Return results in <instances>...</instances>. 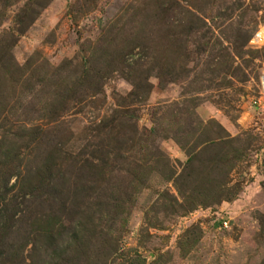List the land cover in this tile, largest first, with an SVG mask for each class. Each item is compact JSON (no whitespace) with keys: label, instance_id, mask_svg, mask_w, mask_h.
Here are the masks:
<instances>
[{"label":"rangeland","instance_id":"374dc122","mask_svg":"<svg viewBox=\"0 0 264 264\" xmlns=\"http://www.w3.org/2000/svg\"><path fill=\"white\" fill-rule=\"evenodd\" d=\"M263 69L264 0H0V264H264Z\"/></svg>","mask_w":264,"mask_h":264},{"label":"built area","instance_id":"2783aa9c","mask_svg":"<svg viewBox=\"0 0 264 264\" xmlns=\"http://www.w3.org/2000/svg\"><path fill=\"white\" fill-rule=\"evenodd\" d=\"M250 42L255 45H259L263 42V38L259 36V34H257L256 36L253 35ZM258 88H259V91H258L259 98L256 101H254L255 104H259L261 102V98L264 97V69L262 70L259 76Z\"/></svg>","mask_w":264,"mask_h":264},{"label":"trees","instance_id":"16d2710c","mask_svg":"<svg viewBox=\"0 0 264 264\" xmlns=\"http://www.w3.org/2000/svg\"><path fill=\"white\" fill-rule=\"evenodd\" d=\"M118 134H120V133H118ZM120 136L121 137H115L114 139H115V141L116 142H119V141H122V142H125V140H128L129 138L127 137H125V133L124 132H121V134H120ZM130 137V136H129ZM126 148H124V150H125Z\"/></svg>","mask_w":264,"mask_h":264}]
</instances>
